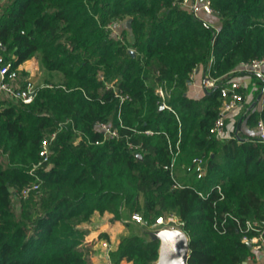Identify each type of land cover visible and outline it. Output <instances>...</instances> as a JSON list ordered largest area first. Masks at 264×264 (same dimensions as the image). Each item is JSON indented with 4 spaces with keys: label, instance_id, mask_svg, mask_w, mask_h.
Wrapping results in <instances>:
<instances>
[{
    "label": "trees",
    "instance_id": "1",
    "mask_svg": "<svg viewBox=\"0 0 264 264\" xmlns=\"http://www.w3.org/2000/svg\"><path fill=\"white\" fill-rule=\"evenodd\" d=\"M179 1L0 2L5 61L23 75L20 67L35 59L47 74L33 103L0 99V264H92L83 225L98 211L119 221L121 207L148 226L177 214L188 264H242L251 254L243 238L258 235L247 221L264 226V142L222 140L210 129L221 87L246 73L237 71L241 62L264 59V0H211L220 25ZM130 19L120 36L108 28ZM202 67L217 87L192 98V74ZM249 74L262 91L264 80ZM261 118L264 109L251 120ZM102 122L120 137H106ZM55 132L50 160L40 164L42 141ZM178 142L172 170L183 187L175 188L165 166ZM196 157L208 167L203 178L192 170ZM159 247L158 239L128 235L112 255L115 264H153Z\"/></svg>",
    "mask_w": 264,
    "mask_h": 264
},
{
    "label": "built area",
    "instance_id": "2",
    "mask_svg": "<svg viewBox=\"0 0 264 264\" xmlns=\"http://www.w3.org/2000/svg\"><path fill=\"white\" fill-rule=\"evenodd\" d=\"M181 7L191 12L194 16L205 19L216 16V10L212 5L211 0H181L178 3ZM204 17V18H203ZM206 20V19H205ZM108 28L113 30V35H117L115 32V24H110ZM264 70V59H257L251 62H241L237 71L246 72V73H255L262 76ZM236 72V71H235ZM195 73L192 74V77ZM218 79H215L211 76L210 70L206 69L204 75V87L205 89H212L217 87ZM41 86L36 84L33 80H23L17 68L13 67L11 62H6L0 49V99H7L12 101H19L24 104H31L37 98ZM243 83L238 77L230 80L226 85L221 87V97L222 104L220 106L217 118L212 125L210 132L217 136L219 139H226L231 136L227 133V119L229 114L241 106L245 102V95L242 91ZM157 94L161 97L163 103L166 107V97L167 93L164 88H159L157 90ZM99 129L104 132L106 137H114L119 138L120 132L118 127H112L109 123H99ZM121 127H124L121 124ZM258 136L261 141L264 142V118H261L257 123ZM144 133L146 135H154L153 130H145ZM56 138V132L51 135L45 137L41 144V161L40 164L48 162L52 155L51 145ZM130 148H133V144H129ZM171 152L173 154V160L170 166L166 165V169H173L176 159L180 153V142L176 145V150L172 145H170ZM197 173L198 178H203L207 173V165L202 157H196L193 160V169ZM172 176L174 178V187H183L181 183H179L172 170ZM39 189V183H35L31 186L26 187L23 190L24 196H28L31 191ZM220 190V188H219ZM199 195L203 198L208 195L203 191H199ZM132 218L137 223L145 224L144 219L139 213H134ZM182 221L180 217L172 213L166 216H160L156 219L155 223L151 225V227H177L182 226ZM246 230L247 231H255L258 235L250 238L248 235L244 236V241L247 243H251L254 240H262L264 241V226L262 227L259 222H246Z\"/></svg>",
    "mask_w": 264,
    "mask_h": 264
},
{
    "label": "rangeland",
    "instance_id": "3",
    "mask_svg": "<svg viewBox=\"0 0 264 264\" xmlns=\"http://www.w3.org/2000/svg\"><path fill=\"white\" fill-rule=\"evenodd\" d=\"M7 1L8 0H0L2 4H5V2ZM205 19L213 23L214 25H220L219 18L216 16L210 18L205 17ZM126 23L127 22H123L118 28L115 27V32L118 36H120L124 27H126L125 26ZM36 62L37 61L35 59H32L27 64V68L28 67L33 68L34 73L33 75L30 76V78H32L36 84L40 85L43 84L45 79H47V75L46 76L44 75L45 74L44 70H42V68L39 65H37L38 63ZM21 76L26 77V74H23ZM232 131L234 132L233 127L231 132ZM233 132L230 134V136L233 135ZM123 208L124 207L120 208L122 210V219L119 221H115L114 214L112 213L109 212L102 213L98 211L95 213L93 220L90 223L83 225L87 227L90 231V234L88 236L89 239L88 242L89 245L92 247V251H91L92 264H115V258L113 257L112 252L116 248L119 240L125 236L138 235L145 240H150L154 235L160 233L159 230H163L164 227L162 226L153 228L151 226L146 225V223L145 224L137 223L132 218L133 213H131L128 208H124V209ZM139 214L142 215L141 213ZM168 215H166V217ZM177 227H182V226L177 225Z\"/></svg>",
    "mask_w": 264,
    "mask_h": 264
},
{
    "label": "crops",
    "instance_id": "4",
    "mask_svg": "<svg viewBox=\"0 0 264 264\" xmlns=\"http://www.w3.org/2000/svg\"><path fill=\"white\" fill-rule=\"evenodd\" d=\"M30 61L31 60L25 62L20 67V69L27 71L26 77L21 76L23 80H33L32 78H30V76L33 75L34 70L31 67L27 68V64ZM37 65H39V63ZM205 71L206 68H199L192 77V81L190 82L187 93L190 97L202 98L205 95ZM44 75H47L46 72ZM257 75L264 80V70L262 76L259 74ZM237 77L243 83L242 89L245 95V102L229 114V117L227 119V133L230 136V134L233 132H231L233 127V135L237 134L240 136H244L245 138L259 137L257 124L255 121L253 122L251 120V117L254 113L261 112L264 109V89H262V91L260 90L259 85L257 84V81L253 74L242 73L240 76ZM251 244V254L242 264H264V241L258 239L251 242Z\"/></svg>",
    "mask_w": 264,
    "mask_h": 264
},
{
    "label": "water",
    "instance_id": "5",
    "mask_svg": "<svg viewBox=\"0 0 264 264\" xmlns=\"http://www.w3.org/2000/svg\"><path fill=\"white\" fill-rule=\"evenodd\" d=\"M131 23L132 20H128V28H131ZM0 49L4 50L1 44ZM131 53L135 55L133 50H131ZM161 107L165 108L166 106L162 104ZM159 231V234L154 235L150 239V241L155 239L160 241L159 258L153 264H188L190 245L189 238L183 227L164 226L163 230ZM248 246L251 248L252 244L248 243Z\"/></svg>",
    "mask_w": 264,
    "mask_h": 264
}]
</instances>
